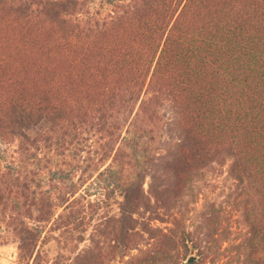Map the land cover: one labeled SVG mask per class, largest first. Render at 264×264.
<instances>
[{
    "label": "trees",
    "instance_id": "obj_1",
    "mask_svg": "<svg viewBox=\"0 0 264 264\" xmlns=\"http://www.w3.org/2000/svg\"><path fill=\"white\" fill-rule=\"evenodd\" d=\"M168 111L167 139L124 178ZM54 157L85 160L77 182L47 179ZM216 165L247 229L238 264H264V0H0V236L19 264H218L221 212L190 230L183 205ZM91 169L118 175L116 212L86 239L104 203L76 198ZM62 230L88 245L52 255Z\"/></svg>",
    "mask_w": 264,
    "mask_h": 264
},
{
    "label": "rangeland",
    "instance_id": "obj_2",
    "mask_svg": "<svg viewBox=\"0 0 264 264\" xmlns=\"http://www.w3.org/2000/svg\"><path fill=\"white\" fill-rule=\"evenodd\" d=\"M164 112H162V115ZM169 111L166 112L165 118L160 122L157 127H155L156 140L152 141L150 136L148 139H145L141 142L138 153L132 157V166L127 167V171L123 174L125 178L126 175L129 177H134L137 171L142 169L145 166V161L148 157L154 155L158 152L160 148V135L165 134V126L168 122ZM92 144L96 148L99 146L96 145L95 140L92 141ZM135 146H130L128 148L129 152L134 153ZM94 155V154H93ZM56 158V157H54ZM55 160V159H54ZM12 160L8 159L3 163L4 167L15 168L16 165L11 163ZM74 163V162H73ZM71 163L69 159L56 158L54 166L52 165V172H46L47 179H74L75 182L78 181V178L81 175V172L75 168V166L80 165L81 167H86L85 160L81 159L78 163ZM111 164V160L105 161L104 170ZM75 170V172H74ZM101 170V171H102ZM115 171V169H114ZM99 173H96L91 169L86 176L93 175V178H88L87 182L80 188L79 193L77 194V199H82L83 203L87 205L88 201H93L98 198H102L104 203L97 207V210H90L86 216V223L84 230L86 231V239L89 234L94 232L93 228L98 225V223L103 220L101 219L103 215L112 216L115 214L116 210L112 206L108 207L107 204H112L111 199L106 197L108 191H111L114 185L117 183V176L113 171L107 172L104 176L98 177ZM150 178L146 179L145 189L148 190ZM234 182L228 175L227 167H220L218 165L209 169L205 173L203 179L197 184L195 188L194 197H185L184 206L189 212L186 213L187 224L190 230H194L201 221V213L207 211L210 207H215L216 210L221 212V229L219 230V236L222 239H226L225 244L222 246L220 253L217 256L218 264H238V255L236 245L237 241L241 239L242 235L246 232V227L243 223L240 212L235 208L234 198L235 194L231 193L234 189ZM83 197V198H82ZM186 209H183L185 211ZM57 214L63 212V209H57ZM110 212V213H109ZM109 216V217H110ZM57 217V216H56ZM55 217V218H56ZM158 227H167L169 224H162L160 222L155 223ZM50 225L46 227V232L50 230ZM83 230V231H84ZM81 234L79 232H65L58 231L54 233H47L48 242L46 249H49L52 255H62L68 257L71 253H76L78 249H82L87 246L88 243L79 244L78 239ZM193 256V255H192ZM19 250L18 244L15 243L13 237L7 232L0 236V264H19L18 262ZM241 256V262L244 260Z\"/></svg>",
    "mask_w": 264,
    "mask_h": 264
},
{
    "label": "water",
    "instance_id": "obj_3",
    "mask_svg": "<svg viewBox=\"0 0 264 264\" xmlns=\"http://www.w3.org/2000/svg\"><path fill=\"white\" fill-rule=\"evenodd\" d=\"M195 258L194 256L190 257L189 262H194Z\"/></svg>",
    "mask_w": 264,
    "mask_h": 264
}]
</instances>
